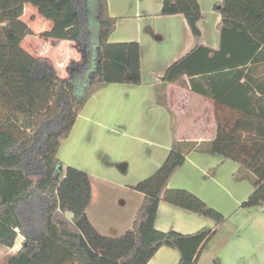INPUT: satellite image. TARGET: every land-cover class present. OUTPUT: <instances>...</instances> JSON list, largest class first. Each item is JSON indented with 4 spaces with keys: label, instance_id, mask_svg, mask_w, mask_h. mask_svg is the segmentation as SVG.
<instances>
[{
    "label": "trees",
    "instance_id": "obj_1",
    "mask_svg": "<svg viewBox=\"0 0 264 264\" xmlns=\"http://www.w3.org/2000/svg\"><path fill=\"white\" fill-rule=\"evenodd\" d=\"M27 1L55 23L44 35L78 46L81 57L70 61L67 76L22 46L34 34L23 20ZM215 8L223 16L217 50L200 43L199 0H164L161 14H183L197 46L169 66L163 81L190 86L230 109L231 116L218 121L210 151L239 162V175L252 181L254 190L241 206H264V76L251 74L264 60V0H223ZM117 20L108 0H0V245L13 248L24 236L5 264H147L164 245L179 251L178 264H198L228 218L194 193L168 186L186 159L174 146L151 176L131 186L145 195L131 229L110 236L91 222L92 176L57 154L97 91L111 83H142L139 42L110 41ZM221 81L253 102L221 95ZM161 201L212 218L215 226L190 234L158 230Z\"/></svg>",
    "mask_w": 264,
    "mask_h": 264
},
{
    "label": "crops",
    "instance_id": "obj_2",
    "mask_svg": "<svg viewBox=\"0 0 264 264\" xmlns=\"http://www.w3.org/2000/svg\"><path fill=\"white\" fill-rule=\"evenodd\" d=\"M222 1L199 0L200 43L215 50L220 47L219 24L223 17L215 6ZM163 3L164 0H108L110 15L118 18L110 41L139 42L142 83H111L97 91L81 110L57 155L66 165L92 176L88 216L101 233L118 236L133 227L145 199L131 186L151 176L172 148L179 147L185 151L186 159L168 186L194 193L228 217L198 264H214L216 258L221 264H264V206H241L254 190L252 181L239 175V162L224 159L209 148L217 136L219 119L231 116L230 109L190 86L163 81L169 66L197 46L185 16L161 14ZM27 17L25 11L23 20L34 34L23 40L26 50L52 60L51 55L61 59L60 52L66 50V62L81 57L72 55V50L77 49L65 41L48 45L50 39L44 33L51 30L50 21L44 20L42 28L35 29L32 24L38 16L35 20ZM251 74L264 76V60L251 67ZM217 89L232 102H253L224 81ZM155 226L162 231L175 229L190 234L215 226V221L161 201ZM23 241L24 236L19 234L10 254L17 252ZM179 260V251L164 245L147 264H178Z\"/></svg>",
    "mask_w": 264,
    "mask_h": 264
},
{
    "label": "rangeland",
    "instance_id": "obj_3",
    "mask_svg": "<svg viewBox=\"0 0 264 264\" xmlns=\"http://www.w3.org/2000/svg\"><path fill=\"white\" fill-rule=\"evenodd\" d=\"M25 11H26V14H27V19H30V17H34V20L37 19V16H38V21L34 24H32V26L35 28V29H41L42 26L44 25L45 21H50L51 22V27L50 29H52L54 27V22L45 18V16L43 15L42 12L39 11V7L34 5L33 3H31L30 1H27L25 3ZM45 20V21H44ZM39 24V27L37 28V25ZM47 36V35H46ZM50 41H49V46L52 47L54 45H58L59 43H61L62 41H65V43L67 42L66 45L70 46V48H76L77 50L78 49V46L76 45L75 41L73 40H70V39H58V38H54V37H51V36H47ZM63 43V42H62ZM77 50H72V55H79L80 56V52L77 51ZM79 52V53H78ZM60 56H61V59H58V57H56L55 59V56L51 55V57L54 59L52 60L57 69H58V72H59V75L60 76H67L68 75V65L70 63V60H68L66 62V60L69 58V52L68 51H64V52H60ZM78 56V57H79ZM248 179V178H247ZM12 251H15V250H12ZM11 253V248L9 247H6V246H3V245H0V264H5V261H7V255H10Z\"/></svg>",
    "mask_w": 264,
    "mask_h": 264
}]
</instances>
